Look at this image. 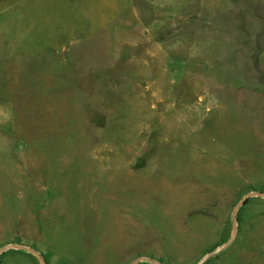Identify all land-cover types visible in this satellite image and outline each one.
<instances>
[{"label":"rangeland","instance_id":"1","mask_svg":"<svg viewBox=\"0 0 264 264\" xmlns=\"http://www.w3.org/2000/svg\"><path fill=\"white\" fill-rule=\"evenodd\" d=\"M253 191L264 0H0V264H264Z\"/></svg>","mask_w":264,"mask_h":264},{"label":"water","instance_id":"2","mask_svg":"<svg viewBox=\"0 0 264 264\" xmlns=\"http://www.w3.org/2000/svg\"><path fill=\"white\" fill-rule=\"evenodd\" d=\"M252 196H262L264 197V192H261V191H253V192H250L248 193L240 202L239 204L236 206L235 208V214L238 212L239 208L241 205L245 204L246 201L248 200V198L252 197ZM236 220V219H235ZM237 232V220L235 221V225H234V229H233V233H232V236L230 238V240L222 245H220L218 248H216L215 250L211 251V252H208L201 260L198 264H204V262L210 257L212 256L214 253H218L219 251H221L228 243H230L234 237H235V234ZM8 247H17L15 246L14 244H11L9 245ZM33 253H35L39 258L40 260L42 261L43 264H46V261L45 259L39 254V252H36V251H32ZM140 259H143V258H140ZM139 261V260H138ZM136 261V263L138 262Z\"/></svg>","mask_w":264,"mask_h":264},{"label":"trees","instance_id":"3","mask_svg":"<svg viewBox=\"0 0 264 264\" xmlns=\"http://www.w3.org/2000/svg\"><path fill=\"white\" fill-rule=\"evenodd\" d=\"M247 202V201H246Z\"/></svg>","mask_w":264,"mask_h":264}]
</instances>
